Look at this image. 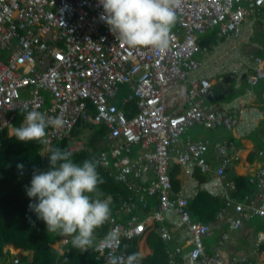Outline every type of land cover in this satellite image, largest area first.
Returning <instances> with one entry per match:
<instances>
[{
    "label": "built area",
    "instance_id": "2783aa9c",
    "mask_svg": "<svg viewBox=\"0 0 264 264\" xmlns=\"http://www.w3.org/2000/svg\"><path fill=\"white\" fill-rule=\"evenodd\" d=\"M243 1L182 0L169 46L160 52L124 44L101 19L104 10L100 0H0V130L19 127L32 109L48 117L62 116V127L46 129L48 143H41L43 154L53 142L60 141H66L72 150L82 149L90 131L87 126L104 124L110 150L87 146L92 158L105 168L113 158L116 178L121 181H126L128 174L141 177L151 171L153 178L148 184H133L135 194L140 201L146 196L157 197L152 222L168 221L186 231V245L166 248V264H263L251 262L247 255L224 259L219 248L228 237L226 232L220 234L217 248L208 253L203 238L211 227L194 220L189 210L190 198L197 191H173L169 175L173 163L184 167L188 175L195 167L202 173L210 169L205 157L208 140L188 139L181 146L180 138L189 128L239 127L235 112L204 103L205 97L212 95L211 82L196 76L203 65L196 56L202 50L200 33L218 26L219 35L237 36L244 20L264 4V0ZM244 63L247 65L240 72ZM229 73L243 75L248 85H256L264 79V58L246 56ZM122 84L128 87L124 101L134 102L137 110L131 116L112 101ZM169 100L179 103L181 110L168 112ZM135 145L141 148L137 158L120 156ZM227 148L226 143L214 145L219 158L215 176L201 187L223 198L225 205L216 218L225 217L228 227L237 230L252 217L264 220V151L256 150L260 165L247 177L253 193L235 200L231 196L235 184L226 174L239 154L228 153ZM132 206L123 203L126 212H131ZM229 209L232 214L226 216ZM107 223L105 233L94 234L101 264H108L104 246L108 233L120 232L117 254L126 256L132 241L150 225L148 218L140 220L135 215L124 221L110 216ZM158 231L171 245L173 236L168 227L161 226ZM71 239L60 237V243L68 244ZM262 242L264 231L255 235V245ZM0 264H23L22 256L4 248Z\"/></svg>",
    "mask_w": 264,
    "mask_h": 264
},
{
    "label": "crops",
    "instance_id": "0c3cea01",
    "mask_svg": "<svg viewBox=\"0 0 264 264\" xmlns=\"http://www.w3.org/2000/svg\"><path fill=\"white\" fill-rule=\"evenodd\" d=\"M242 4H247V0H244ZM175 28V25L173 29ZM172 29V30H173ZM261 37H264V4L259 7L254 14L248 16L240 29V33L237 36L228 35L221 36L219 35L218 26H210L204 32L198 35L199 45L201 51L197 54V59L202 62V67L199 72L196 73L197 77L209 78L211 82L212 95L205 97L204 103L210 104L214 107H225L230 109L232 112H235L239 118V127L238 129L227 130L223 126L218 127L215 130L205 128L200 125H195L189 128L184 134H186L190 129V133L186 136L180 138V144L183 146L185 142L189 140H208V150L205 154L206 161L210 166V169L202 173L198 167H195L191 174L185 172L184 167L177 163L171 164L170 170L174 167L178 168V172L175 174V179L177 181V186H174L172 183V189L175 192H196L195 195H192L189 202V210L194 217L193 211L190 208V205L193 199L200 192H205L211 196L219 197L223 200L220 195H214L209 193L207 190L201 187V184L206 183L208 180L214 179L215 176V167L219 163L218 155L214 149V145L217 143H226L228 148V153L237 151L239 157L236 161L233 162V165L227 170L226 178L230 179V175L237 171L240 175L244 176L246 179L248 175L253 173V171L258 168L260 165V160L256 156V150L262 149L264 151V81L260 80L256 85H248L244 79L243 75L237 74L232 76L229 73V69L235 66H239V63L246 56H259L255 55V51H264V41L261 40ZM253 51L251 54L247 52ZM264 58V57H263ZM247 64L244 63L240 66L239 71L243 70ZM228 79V80H227ZM263 81V82H262ZM219 84L221 91L214 94L212 88L213 84ZM226 91V92H225ZM128 93V87L125 84H122L119 87L117 96L112 100L119 108H122L128 116H131L136 113L135 103L134 102H125V96ZM224 93V97H220ZM179 103L169 100L167 105L168 112H179ZM86 126V125H85ZM90 131L87 132V141L84 142V148L77 150H85L89 153L91 159L92 156L87 149V146H91L98 151L109 152L111 147V141L107 138L108 128L104 124L98 125H88ZM199 129L207 130L211 135H205ZM204 132V131H203ZM9 135H12L13 130H7ZM77 133V131H76ZM79 133V132H78ZM254 136V139L251 137ZM232 146H231V145ZM41 147L39 149V154L41 160H43L44 155L40 153ZM72 150V149H71ZM141 152L139 145L132 147L130 152H122L120 156H125L130 159L137 158ZM113 158L111 160V165L108 168L98 166L102 169L103 173L109 174L113 179L127 187L128 193L120 198V201L117 205L113 204L112 195H107L111 197L112 203L111 215L116 217L119 221L126 220L130 215L137 216L138 219L143 220L148 218L147 231L140 237L132 241L137 243L138 253L142 257H146L153 254V248L148 243V237L150 234L157 235L164 244L165 251V264L167 260L166 248H170L172 245L185 244V230L182 227H176L166 222H152L150 215L152 211L157 207V197L156 196H146L144 200L140 201L138 196L133 190V184L145 185L153 178L152 172L148 171L141 177H135L133 174L127 175L126 181H121L116 178L117 168L113 165ZM42 165V163L40 164ZM169 170V171H170ZM233 181V180H232ZM248 181V179H247ZM249 182V181H248ZM252 185V184H251ZM232 194V193H231ZM233 198V197H232ZM241 200V199H235ZM127 201L132 204L131 212H126L123 209V203ZM224 201V200H223ZM222 209V208H221ZM220 209V210H221ZM219 210V211H220ZM218 211V212H219ZM217 212V213H218ZM232 214L231 209L226 211V216ZM217 214L214 219H212L208 224L211 227V232L203 238L205 249L208 253H212L218 245V239L222 232L228 234L227 239L220 246L219 251L221 252L224 259H228L230 256L247 255L251 262L260 261L264 264V242L259 246L255 245V235L257 232L264 231V220L255 216L246 220L242 223V226L237 230H231L228 227L226 218L217 219ZM194 220L200 221L193 218ZM202 222V221H201ZM107 229H108V223ZM161 226L168 227L170 233L173 236L172 244L166 243L159 234L158 229ZM105 233V232H104ZM102 234V233H101ZM96 235V234H95ZM100 235V234H99ZM215 235L216 242L215 244L208 243V238ZM98 236V235H96ZM59 241V247H55L53 244ZM51 246L58 250L59 255L64 254L65 245H61L60 236H58L54 242L51 243ZM4 248L14 249L12 245H7ZM212 250V252H209ZM3 253V252H2ZM3 255V254H2ZM1 255V256H2ZM22 256V254H21ZM23 264H29L28 261H23ZM58 260H57V263Z\"/></svg>",
    "mask_w": 264,
    "mask_h": 264
},
{
    "label": "clouds",
    "instance_id": "9594fccd",
    "mask_svg": "<svg viewBox=\"0 0 264 264\" xmlns=\"http://www.w3.org/2000/svg\"><path fill=\"white\" fill-rule=\"evenodd\" d=\"M182 0H100L101 19L130 47H151L167 50L176 24L177 9ZM62 116L48 117L32 109L23 122L13 129V136L23 142L38 141L47 144L46 129L60 128ZM49 167L32 175L25 186L30 198L29 208L42 220L50 233L71 237V244L80 251L89 250L95 241V230L105 224L111 215V197L100 198L98 185L104 179L97 171L98 161L85 159L74 162L73 153L60 148H49ZM23 169V164H17ZM92 194H96L93 196ZM120 232L112 230L105 238L108 264H140L142 255L137 252L117 254ZM63 255V253H62Z\"/></svg>",
    "mask_w": 264,
    "mask_h": 264
},
{
    "label": "trees",
    "instance_id": "16d2710c",
    "mask_svg": "<svg viewBox=\"0 0 264 264\" xmlns=\"http://www.w3.org/2000/svg\"><path fill=\"white\" fill-rule=\"evenodd\" d=\"M253 54L264 57L263 50L255 51ZM15 125L18 126V122H15ZM40 147L41 142L19 141L13 134L9 135L7 130H0V256L5 246L12 245L29 264H56L57 260L59 264H101L95 251V241L86 251H80L70 242L66 244L64 254L59 255L58 250L51 246L58 235L48 232L45 223L30 210L31 201L26 195L25 186L30 184L31 172L34 169L46 171L49 167L47 154L41 160ZM49 148L71 151L72 159L77 163L91 159L85 150H71L66 141L53 142ZM17 164H23L24 168L18 169ZM97 171L104 179V183L98 185L100 198L112 195L113 204L117 205L120 198L128 193L127 187L116 182L109 174L103 173L99 166ZM177 172V167L169 171L174 186H177L175 179ZM230 178L235 184V191L231 194L234 199H242L244 195L253 193V186L237 171H234ZM224 205L221 198L200 192L193 199L190 208L196 219L209 223ZM106 231L105 223L98 227L94 234L99 235ZM148 243L153 248V254L143 257L140 264H165L164 244L161 239L155 234H150ZM132 252L138 253L136 242H133L128 254Z\"/></svg>",
    "mask_w": 264,
    "mask_h": 264
},
{
    "label": "rangeland",
    "instance_id": "374dc122",
    "mask_svg": "<svg viewBox=\"0 0 264 264\" xmlns=\"http://www.w3.org/2000/svg\"><path fill=\"white\" fill-rule=\"evenodd\" d=\"M174 27V26H173ZM173 29V28H172ZM261 40L262 41H264V37H261ZM202 133H205V135H208V136H210L211 134L207 131V130H201V129H199ZM190 131H191V129L186 133V134H184L182 137H184V136H186L188 133H190ZM252 139H254V136H252L251 137ZM215 235H213V236H210L209 238H208V243H210V244H212V243H214L215 244V242H216V239H215ZM55 247H59V241H56L54 244H53ZM209 252H212V250H209Z\"/></svg>",
    "mask_w": 264,
    "mask_h": 264
},
{
    "label": "water",
    "instance_id": "95a60500",
    "mask_svg": "<svg viewBox=\"0 0 264 264\" xmlns=\"http://www.w3.org/2000/svg\"><path fill=\"white\" fill-rule=\"evenodd\" d=\"M228 80V79H227ZM212 88L214 90V94L218 93L221 91L220 85L219 84H213ZM226 92V91H225ZM220 97H224V93L222 95H220Z\"/></svg>",
    "mask_w": 264,
    "mask_h": 264
}]
</instances>
